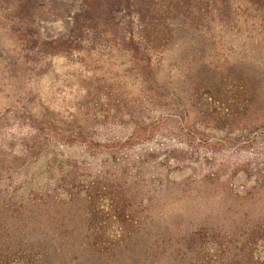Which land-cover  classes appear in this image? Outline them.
<instances>
[{
	"label": "rangeland",
	"instance_id": "374dc122",
	"mask_svg": "<svg viewBox=\"0 0 264 264\" xmlns=\"http://www.w3.org/2000/svg\"><path fill=\"white\" fill-rule=\"evenodd\" d=\"M14 3L0 0V264H84L86 214L113 238L118 202L159 264H212L264 222V4L169 13L146 62L112 35L70 43L79 0ZM246 246L264 261V230Z\"/></svg>",
	"mask_w": 264,
	"mask_h": 264
},
{
	"label": "trees",
	"instance_id": "16d2710c",
	"mask_svg": "<svg viewBox=\"0 0 264 264\" xmlns=\"http://www.w3.org/2000/svg\"><path fill=\"white\" fill-rule=\"evenodd\" d=\"M11 1L15 2L14 6L18 12L29 10L32 13L38 0ZM255 2L260 6L264 4V0H255ZM230 5V0H197L194 4L189 3V0H79V10L72 15L67 38L72 39L70 43L74 41L80 43L81 40L91 38L95 40L103 35H112L117 40L120 38L128 45L127 47L132 46L136 50L134 51L136 55H142L143 60L149 62L151 55L154 54L153 49L155 50L158 46L160 47V44H165L163 42L167 41L161 26V23L166 19L164 16L169 13L179 16L182 11L191 12L194 7L206 15L208 11H227ZM116 7L128 10L133 8L136 15L135 20H129L117 27L113 21ZM113 27L115 28L112 29ZM111 30L114 31L111 32ZM169 32L172 33L171 30ZM141 44L144 45L143 53H139L138 50ZM143 68L146 72L149 70L146 66ZM151 78L155 81L153 75ZM126 208L120 202L111 207L110 213L118 227V233L113 238L99 231V228H103V226L100 221L95 220L94 215L86 214V227L90 233H86L81 240L84 242L83 250H86L87 253L83 259L84 264H159L161 262L160 253H156L159 247L157 239L150 240V244H148V240L145 241L143 236L141 238L133 237L138 233L137 231L141 230L139 226L141 222L129 218ZM4 225L5 223L0 221V228ZM263 228L264 222L257 219L245 230L248 237L242 239V237H237V234L230 233L227 240L224 239L223 242L216 243L214 257L209 262L232 264V260H239L241 264H264V261L254 257L246 246V241H254L258 237L260 229L264 230ZM188 239L192 241V238ZM140 241H145V243L142 244ZM80 244L72 243L71 246L78 247ZM1 247L0 242V258L4 256L2 255L4 250ZM201 258L199 251L192 252L186 259L187 262L184 259H179L174 261V264H204L203 258Z\"/></svg>",
	"mask_w": 264,
	"mask_h": 264
}]
</instances>
